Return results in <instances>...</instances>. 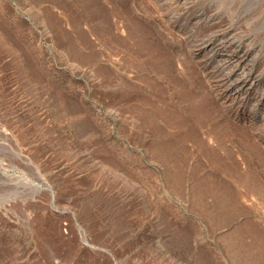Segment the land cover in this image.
<instances>
[{"label": "rangeland", "instance_id": "rangeland-1", "mask_svg": "<svg viewBox=\"0 0 264 264\" xmlns=\"http://www.w3.org/2000/svg\"><path fill=\"white\" fill-rule=\"evenodd\" d=\"M165 10L0 0V264H264V146ZM183 10L264 74V0Z\"/></svg>", "mask_w": 264, "mask_h": 264}, {"label": "bare ground", "instance_id": "bare-ground-1", "mask_svg": "<svg viewBox=\"0 0 264 264\" xmlns=\"http://www.w3.org/2000/svg\"><path fill=\"white\" fill-rule=\"evenodd\" d=\"M151 1L158 7H166L165 17L168 27H171L170 29L176 30V32L178 29L184 40L192 42V45L189 46L191 47V58L198 62L202 72L214 84L218 100L230 109H228V114L242 120L250 128L252 127L256 137L264 146V74L257 73L255 65L248 64L253 56V49L250 48L252 46L249 49H244L240 47L241 45L237 46L218 30L214 31L215 34L213 37L211 35L209 39L204 40L206 38L204 34L201 36L199 34V37L193 39L194 35L190 29L194 31V28H198L200 21L201 27L206 28L208 26L204 21L206 17L203 15L192 17L183 10L188 0ZM39 19L40 23L47 28L48 21L42 20L41 17ZM50 21L52 25H57L54 19V22L52 19ZM231 33L232 31L229 30L228 35ZM61 36L67 42L69 41L66 34L62 33ZM69 44L71 43L69 42ZM118 176L125 181L123 175L118 174ZM132 187L134 188V186Z\"/></svg>", "mask_w": 264, "mask_h": 264}]
</instances>
